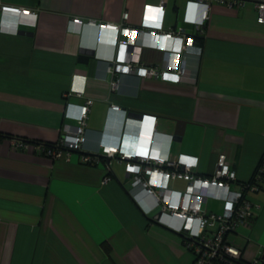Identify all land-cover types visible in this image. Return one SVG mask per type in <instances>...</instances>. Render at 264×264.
Segmentation results:
<instances>
[{
  "label": "crops",
  "instance_id": "0c3cea01",
  "mask_svg": "<svg viewBox=\"0 0 264 264\" xmlns=\"http://www.w3.org/2000/svg\"><path fill=\"white\" fill-rule=\"evenodd\" d=\"M160 1L0 0L37 14L17 33L0 31V264H193L182 235L156 221L157 208L147 211L135 200L143 191L130 190L123 162L103 154L94 164L81 160L104 144L131 150L142 113L156 115L153 152L198 156L203 175L224 153L236 173L232 188L252 179L264 156V23L256 21L254 3L209 0L203 31L192 30L200 52L129 44L128 62L174 66L181 79L120 72L113 89L108 67L125 34L96 23L137 26L144 4ZM185 2L164 0L165 30L181 22ZM74 16L96 23L70 30ZM86 98L85 140L69 160L12 146L13 138L57 141ZM108 163L110 178L102 183ZM168 183L185 187L180 179ZM246 197L259 208L229 237L244 261L264 264V181ZM204 205L220 213L224 200L209 197Z\"/></svg>",
  "mask_w": 264,
  "mask_h": 264
},
{
  "label": "built area",
  "instance_id": "2783aa9c",
  "mask_svg": "<svg viewBox=\"0 0 264 264\" xmlns=\"http://www.w3.org/2000/svg\"><path fill=\"white\" fill-rule=\"evenodd\" d=\"M212 1L225 3L228 6L252 1L256 10V21L264 23V0ZM209 9V0H186L181 22L174 28L165 30L162 23L164 0H161L159 4H144L141 20L137 26L112 22L96 23L92 19L84 20L74 16L69 19V29L79 31L84 24L96 23L102 28L123 31L125 38L117 40L113 63L108 67V70L114 73L111 80L113 89L119 84L117 73L120 72H136L142 76H155L178 82L183 73L182 69L176 70L174 66L160 69L154 65H134L126 60L127 47L129 44H138L175 54L191 49L200 52L201 48L194 45L192 30L197 33L203 31ZM127 16V12H124V20ZM36 17L37 14L29 9L1 4L0 31L17 33L20 22L34 25ZM76 94L81 95L82 92L77 91ZM91 103L92 99L86 98L84 103L78 106V112L72 116L75 123L66 124L65 131L57 141L43 142L13 138L12 146L32 147L35 152L53 159L69 160L71 151L82 149ZM110 108L116 109L118 105L112 104ZM155 120V114L142 113L139 116V131L131 150H121L118 145L104 144L99 152L82 154L81 160L94 164L103 154L114 156L123 162L129 177L130 190L133 192L139 187L143 191V196L137 195L135 200L147 211L157 208L156 221L182 235L186 248L193 254V264H245L242 262L241 248L230 239L229 234L240 225L250 223L254 208H259V205L246 197V191L260 189V182L264 181V156L252 179L243 183L239 189H234L232 184L237 179L236 173L224 153H218L212 172L203 175L196 171L198 156L179 153L176 157L170 158L153 152ZM111 170L108 163L106 165L108 173L102 178V183L109 180ZM171 178L185 181V187L183 189L170 187L168 182ZM209 197L224 200L222 212L206 209L204 201ZM256 262L253 260L247 264H256Z\"/></svg>",
  "mask_w": 264,
  "mask_h": 264
},
{
  "label": "water",
  "instance_id": "95a60500",
  "mask_svg": "<svg viewBox=\"0 0 264 264\" xmlns=\"http://www.w3.org/2000/svg\"><path fill=\"white\" fill-rule=\"evenodd\" d=\"M181 134H182V130L180 132H175L174 138L177 137L179 139ZM262 260H264V255H262Z\"/></svg>",
  "mask_w": 264,
  "mask_h": 264
},
{
  "label": "trees",
  "instance_id": "16d2710c",
  "mask_svg": "<svg viewBox=\"0 0 264 264\" xmlns=\"http://www.w3.org/2000/svg\"><path fill=\"white\" fill-rule=\"evenodd\" d=\"M260 186H261V182H260ZM241 261V260H240ZM242 262L243 263H245V264H247V262L246 261H244V260H242ZM262 262H264V260H262ZM256 264H260V262L258 263V262H256Z\"/></svg>",
  "mask_w": 264,
  "mask_h": 264
},
{
  "label": "rangeland",
  "instance_id": "374dc122",
  "mask_svg": "<svg viewBox=\"0 0 264 264\" xmlns=\"http://www.w3.org/2000/svg\"><path fill=\"white\" fill-rule=\"evenodd\" d=\"M262 264V263H261Z\"/></svg>",
  "mask_w": 264,
  "mask_h": 264
}]
</instances>
